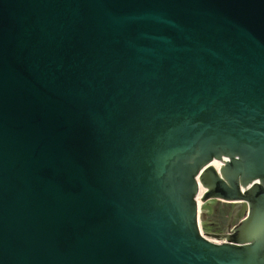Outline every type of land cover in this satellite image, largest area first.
<instances>
[{
	"label": "water",
	"instance_id": "1",
	"mask_svg": "<svg viewBox=\"0 0 264 264\" xmlns=\"http://www.w3.org/2000/svg\"><path fill=\"white\" fill-rule=\"evenodd\" d=\"M0 264H264V0H0Z\"/></svg>",
	"mask_w": 264,
	"mask_h": 264
},
{
	"label": "rangeland",
	"instance_id": "2",
	"mask_svg": "<svg viewBox=\"0 0 264 264\" xmlns=\"http://www.w3.org/2000/svg\"><path fill=\"white\" fill-rule=\"evenodd\" d=\"M225 203V204H221ZM236 202H223L215 197H209L198 202L199 210H203L208 218L200 221L202 229L205 231H217L225 224L226 210H233L236 207ZM229 211V212H230ZM245 212V204L240 202L238 208L233 211L231 224L237 221Z\"/></svg>",
	"mask_w": 264,
	"mask_h": 264
},
{
	"label": "flooded vegetation",
	"instance_id": "3",
	"mask_svg": "<svg viewBox=\"0 0 264 264\" xmlns=\"http://www.w3.org/2000/svg\"><path fill=\"white\" fill-rule=\"evenodd\" d=\"M219 200V199H218ZM223 202H229V201H223ZM221 204H225V203H221ZM235 209V208H234ZM233 209V210H234ZM230 210H226L225 212H226V217H225V224H224V226L221 228V229H219V230H217V231H212V232H216V233H224L226 230H227V226L228 227H230L232 224H231V218H232V215H233V212L230 214V212H229ZM208 218V217H207ZM206 231V230H205Z\"/></svg>",
	"mask_w": 264,
	"mask_h": 264
},
{
	"label": "built area",
	"instance_id": "4",
	"mask_svg": "<svg viewBox=\"0 0 264 264\" xmlns=\"http://www.w3.org/2000/svg\"><path fill=\"white\" fill-rule=\"evenodd\" d=\"M221 159H222V158H221ZM218 166H219V165H218ZM216 170H217V169H216ZM196 211H199L198 204H197V209H196ZM197 228H198V232H199L201 235L207 237L208 239L215 240L213 237L207 236V235H205V233H201V232H204V230L202 229V227H201V225H200V221H197Z\"/></svg>",
	"mask_w": 264,
	"mask_h": 264
},
{
	"label": "bare ground",
	"instance_id": "5",
	"mask_svg": "<svg viewBox=\"0 0 264 264\" xmlns=\"http://www.w3.org/2000/svg\"><path fill=\"white\" fill-rule=\"evenodd\" d=\"M215 169H217V166L220 164L219 162L212 160L210 163ZM217 165V166H216ZM202 190V187L200 185H198V190H197V195L198 193ZM197 197V196H196ZM196 202L198 204L199 200L196 198Z\"/></svg>",
	"mask_w": 264,
	"mask_h": 264
}]
</instances>
